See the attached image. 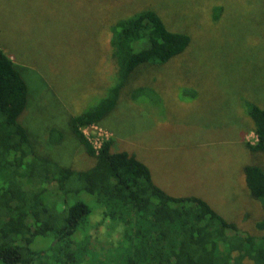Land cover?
Instances as JSON below:
<instances>
[{
    "label": "rangeland",
    "instance_id": "374dc122",
    "mask_svg": "<svg viewBox=\"0 0 264 264\" xmlns=\"http://www.w3.org/2000/svg\"><path fill=\"white\" fill-rule=\"evenodd\" d=\"M222 2L226 11L215 20L211 8ZM146 5L191 41L164 63L136 68L100 125L112 133L111 149L134 153L168 193L201 196L226 220L254 230L263 212L242 168H264V151L244 145L254 142L247 103L264 107V0H0V47L27 83L20 120L54 160L91 165L67 114L115 83L109 21ZM139 85L150 95L132 99L128 90ZM51 129L61 134L55 143Z\"/></svg>",
    "mask_w": 264,
    "mask_h": 264
},
{
    "label": "trees",
    "instance_id": "16d2710c",
    "mask_svg": "<svg viewBox=\"0 0 264 264\" xmlns=\"http://www.w3.org/2000/svg\"><path fill=\"white\" fill-rule=\"evenodd\" d=\"M225 11L224 2L213 5V19ZM190 41L155 6L129 8L109 21L115 83L93 105L67 114L75 141L94 161L77 168L49 156L21 122L27 83L0 47V264H264L261 165L242 168L247 193L263 212L247 230L201 196L168 193L134 153L111 149L113 137L95 149L80 129L103 126L137 67L164 63ZM128 91L132 99L150 95L143 85ZM247 108L256 140L244 145L264 151V107ZM49 133L50 143L61 136Z\"/></svg>",
    "mask_w": 264,
    "mask_h": 264
},
{
    "label": "built area",
    "instance_id": "2783aa9c",
    "mask_svg": "<svg viewBox=\"0 0 264 264\" xmlns=\"http://www.w3.org/2000/svg\"><path fill=\"white\" fill-rule=\"evenodd\" d=\"M85 137L92 143L93 147L97 149L103 140H106L112 136V133L107 129L102 128L97 123H90L80 127ZM254 141L256 135L252 132ZM253 143V142H252Z\"/></svg>",
    "mask_w": 264,
    "mask_h": 264
},
{
    "label": "crops",
    "instance_id": "0c3cea01",
    "mask_svg": "<svg viewBox=\"0 0 264 264\" xmlns=\"http://www.w3.org/2000/svg\"><path fill=\"white\" fill-rule=\"evenodd\" d=\"M151 170V169H150Z\"/></svg>",
    "mask_w": 264,
    "mask_h": 264
}]
</instances>
